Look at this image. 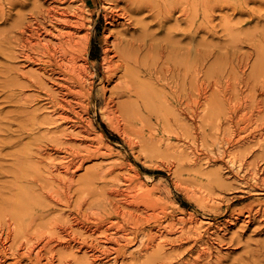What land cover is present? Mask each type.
<instances>
[{
	"label": "rangeland",
	"instance_id": "1",
	"mask_svg": "<svg viewBox=\"0 0 264 264\" xmlns=\"http://www.w3.org/2000/svg\"><path fill=\"white\" fill-rule=\"evenodd\" d=\"M152 1L166 7V0ZM72 5L84 9L87 29L82 34L91 33L87 58L98 67L96 88L102 78L107 35L113 40L127 29L139 34L138 20H144L150 31L159 32L153 11L134 13L124 0H75ZM56 6L59 3L53 0H0V225L14 208L30 202L54 208L53 217L67 215L65 206H57L48 193L59 181L69 184L71 176L72 208L85 199L109 197L110 189L136 192L143 184V189L158 187L155 198H170L172 207L164 225L172 219L186 220L181 241H177L176 232L166 234V240L174 241V247H166L174 264H264V216L257 213L264 210V190L251 194L242 185L244 177L255 184L249 173L253 170H257V178L264 177V0H186V24L176 22L178 9L167 23L178 32L186 29V37L180 33L174 38L183 49L179 48V54H186L184 112L169 106L173 126L159 127L155 120L142 131L140 125L133 124L126 137L110 127L100 111L102 103L95 98L85 120L113 148V156L91 157L67 175L52 167L63 155L52 149L53 139L61 138L65 146L75 149L82 148L87 139L67 126L56 128V124L46 123L53 120L46 95L53 89L40 66L21 56L30 30L49 24L47 10ZM116 8L127 11L128 16L110 25L106 15ZM31 52L36 55L37 49ZM224 93L230 98V110L224 104L218 106ZM230 111H235V124L228 121ZM239 134L245 145L235 148L226 143ZM150 135L152 139H148ZM129 136L137 142L134 147L127 142ZM15 154L25 155L19 179ZM204 198L209 202L207 208L202 206ZM248 213L250 220L245 219ZM192 217L207 222L198 240L189 234ZM120 222L127 230L138 225ZM153 226L147 222L138 229ZM138 245L128 247L117 262L96 263L153 264V259L139 256ZM13 251L17 252L16 248ZM72 252L77 258L85 256L77 249L64 251L71 264L75 259ZM8 253L0 264L14 263L12 252ZM49 256L45 253L41 264H46ZM56 258L54 263L59 264V255ZM22 264H36V260H23Z\"/></svg>",
	"mask_w": 264,
	"mask_h": 264
},
{
	"label": "bare ground",
	"instance_id": "2",
	"mask_svg": "<svg viewBox=\"0 0 264 264\" xmlns=\"http://www.w3.org/2000/svg\"><path fill=\"white\" fill-rule=\"evenodd\" d=\"M53 1L59 6L47 10L49 24L46 22V26L39 25L30 30L29 39L21 48V56L26 62L40 66L53 89V93L46 94L47 110L53 120L46 123L56 124V128L67 126V130L77 131L87 139L79 149L65 146L66 141L61 138L53 139L55 146L52 149L63 155L60 162L52 167L67 175L74 174L91 157L113 156V148L105 143L102 134L93 130L92 123L85 120V114H88L95 98L102 103L100 111L103 118L112 129L124 136L133 131V124L140 125L142 131L155 120L159 127L173 126V114L167 110L169 106L180 113L184 112L186 54H179L181 47L174 38L180 33L186 37V29L178 32L176 27H170L167 23L178 9L180 14L176 22L186 24V0H166V7L157 6L152 0H124L134 13L147 9L153 11L159 32L150 31V26L144 20H138L136 25L141 26L139 34L130 33L131 30L127 29L119 36H114L113 40L107 35L98 88V67L87 58L91 33L87 31L82 34L87 29L84 9L74 7L72 3L75 0ZM65 4L68 5L62 6ZM127 16V11L116 8L107 13L106 21L110 25H117L120 19ZM33 49H37L36 55L32 54ZM223 104L229 110L232 109L226 93L218 106L222 108ZM235 118V111H230L228 121L235 124ZM152 138L150 135L148 139ZM127 142L132 147L137 144L130 136ZM226 143L235 148L246 144L241 134L232 141L226 139ZM24 156L14 155L17 179ZM206 159L210 162L209 158ZM229 162L234 165L233 158ZM249 173L255 184L244 177L243 187L251 194L261 193L259 191L264 190V177L257 178V170ZM73 177L68 178L69 184L59 181L60 187L48 193L57 206H65L67 215L62 213L53 217L54 208H40L41 205L35 202L14 208L11 216L5 215L7 220L0 225V260L7 259L8 252H12L15 258L13 264H22L23 260H36V264H41L47 253L50 256L46 258V264H55L58 255L59 264H71L65 260L64 251L77 249L84 251L85 256L77 258L72 252L74 264H95L107 259L117 262L119 257L126 255L128 247L139 243V256L153 259V264H174L172 252H166L169 245L174 247V241L166 240V234L176 232L179 234L177 241H181L186 235V220L177 218L163 224L172 203L169 197H154L159 191L158 187L143 189V184H140L136 192L113 188L108 191L109 197L104 196L97 201L85 199L72 208ZM218 181L220 185H225L221 177ZM203 200L202 206L207 208L209 202L205 198ZM99 205L102 207L98 209ZM257 213L264 216L262 209ZM251 216L248 213L245 219L250 220ZM120 220L138 225L127 230ZM147 222H153L154 226L149 230L144 227L138 229L139 224ZM189 224V234L192 233L198 240L207 222L192 217ZM14 248L17 252L13 251ZM149 251L152 253L149 254Z\"/></svg>",
	"mask_w": 264,
	"mask_h": 264
}]
</instances>
